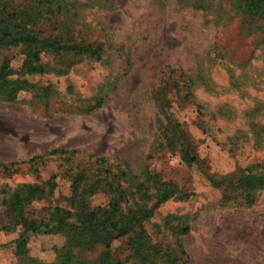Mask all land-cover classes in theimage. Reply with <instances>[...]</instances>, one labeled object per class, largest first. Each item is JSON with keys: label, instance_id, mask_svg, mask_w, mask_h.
<instances>
[{"label": "rangeland", "instance_id": "374dc122", "mask_svg": "<svg viewBox=\"0 0 264 264\" xmlns=\"http://www.w3.org/2000/svg\"><path fill=\"white\" fill-rule=\"evenodd\" d=\"M62 1L37 24L41 36L101 44L103 52L97 59L44 51L45 71L26 75L33 87L15 102L0 100V162L41 156L17 171L0 166V264L55 263L66 241L56 231L30 234L27 256L19 255L22 227L8 207L15 192L45 189L22 210L41 221L82 200L108 207L105 178L114 174L127 188L122 208L146 211L147 257H137L130 234L112 242L114 264H264V188L256 178L240 182L264 174V14L241 0ZM25 53L4 47L0 65L19 71ZM167 117L197 163L185 161L183 142L167 144ZM53 149L67 152L48 154ZM148 173L161 182L146 181ZM162 182L172 195L156 204ZM105 250L97 244L76 254L96 264Z\"/></svg>", "mask_w": 264, "mask_h": 264}, {"label": "trees", "instance_id": "16d2710c", "mask_svg": "<svg viewBox=\"0 0 264 264\" xmlns=\"http://www.w3.org/2000/svg\"><path fill=\"white\" fill-rule=\"evenodd\" d=\"M28 1V2H27ZM62 0H26L20 2L16 0H0V50L4 47H22L25 53V60L22 63L21 69L16 71L10 68L9 63L4 61L0 65V100L9 103L15 102L20 92L33 87V84L26 78L27 74L42 73L45 67L41 64V55L44 51H61L67 50L76 52L80 55H90L100 59L103 52L101 44H81L77 42H66V39L60 37H42L40 31L36 28L37 24L44 19V14L52 9H61ZM244 10L255 14H264V0H241ZM18 75V78L12 76ZM157 100L159 107L165 114L168 100L166 91L162 90L159 93ZM169 117V116H168ZM162 120V125L165 127L164 134L167 135V144L172 145L178 140L184 148V159L188 164L197 163L196 156L191 153L187 138L179 124L172 125L170 119ZM64 149H53L48 152L50 155L65 154ZM41 158V156L33 157L28 161L23 162H0V166L7 171L12 170V167L25 163H33ZM116 174L113 177H106L105 191L113 194L114 202L108 207L88 206L85 200L79 201L75 209L66 210L62 207L55 206L51 211L50 216L46 220L36 221L23 216L22 210L24 205L30 203L32 199H40L45 194V189L41 186L24 185V189L15 192L12 201L8 203V207L19 219L16 225H21L22 230L19 237L14 241L17 247V253L22 256H27L26 242L30 234L50 233L56 231L62 233L65 238V244L57 249L58 261L55 263H45L38 260L28 258L31 264H89L82 261L76 254L77 251L93 250L97 244H103L105 251L101 254L98 263L96 264H114L111 254V244L114 240L133 234L130 237L133 242V249L137 257L147 260L145 255V239L146 229L143 220L146 217L144 208L136 213L125 211L121 202L124 200L127 188L125 189L121 183L116 181ZM157 178L154 173H148L146 181ZM252 178L258 180L259 187L264 188V174L256 176L252 174L243 175L240 182H245L248 185ZM83 180L81 175L76 178V183L79 184ZM102 179L93 183L94 187H100ZM145 182V181H144ZM144 182L136 185V194L141 192ZM161 193L158 195L156 204H161L167 201L172 195V186L169 183H163ZM258 186V185H256ZM79 187H75V192H78ZM135 193V192H134ZM144 209V210H143ZM139 227L140 232H138ZM185 232H189L186 228ZM4 247L0 245V249ZM182 248V244H180Z\"/></svg>", "mask_w": 264, "mask_h": 264}]
</instances>
